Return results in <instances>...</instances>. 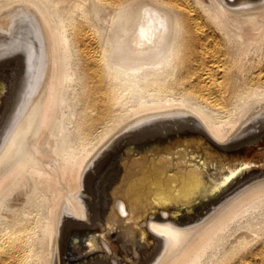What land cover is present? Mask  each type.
<instances>
[{"label": "bare ground", "instance_id": "6f19581e", "mask_svg": "<svg viewBox=\"0 0 264 264\" xmlns=\"http://www.w3.org/2000/svg\"><path fill=\"white\" fill-rule=\"evenodd\" d=\"M0 48V264H264V0H0Z\"/></svg>", "mask_w": 264, "mask_h": 264}, {"label": "water", "instance_id": "95a60500", "mask_svg": "<svg viewBox=\"0 0 264 264\" xmlns=\"http://www.w3.org/2000/svg\"><path fill=\"white\" fill-rule=\"evenodd\" d=\"M3 100H4V95H1L0 96V105L2 106L3 105ZM200 138V137H199ZM201 138H203V136L201 137ZM202 140H206V139H202ZM148 145H150L149 143H145L144 145H139L140 147V149L141 150H144V149H148L147 147H148ZM153 146H156L155 144H153L152 143V147ZM260 147H259V150H263L264 149V144L263 145H259ZM140 149H138L136 146L135 147H133V148H128V149H126V152H125V154H128V153H136V151L137 150H140ZM264 169V167H262V168H260L259 170H263ZM157 210V209H156ZM155 210V211H156ZM162 210V209H161ZM157 213V212H156ZM105 233H106V231L105 232H95V233H91V234H89V236H85L86 237V239H88V240H92L91 241V243L94 245V242L95 241H97V244H98V241L99 240H101L102 238H105ZM78 243V242H77ZM96 244V243H95ZM97 246V245H96ZM92 250V249H91ZM91 250H90V253L89 254H86L85 256H84V258H88L89 256H92L93 254H95V253H92L91 252ZM104 252V250L101 248L98 252H96V254H99V253H103ZM95 254V255H96Z\"/></svg>", "mask_w": 264, "mask_h": 264}, {"label": "rangeland", "instance_id": "374dc122", "mask_svg": "<svg viewBox=\"0 0 264 264\" xmlns=\"http://www.w3.org/2000/svg\"><path fill=\"white\" fill-rule=\"evenodd\" d=\"M0 52H2V49L1 48H0ZM55 122L61 123L62 122V119L59 120V121L56 120Z\"/></svg>", "mask_w": 264, "mask_h": 264}]
</instances>
